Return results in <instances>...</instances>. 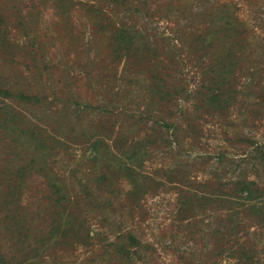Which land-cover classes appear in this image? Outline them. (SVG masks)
Segmentation results:
<instances>
[{
  "label": "rangeland",
  "instance_id": "obj_1",
  "mask_svg": "<svg viewBox=\"0 0 264 264\" xmlns=\"http://www.w3.org/2000/svg\"><path fill=\"white\" fill-rule=\"evenodd\" d=\"M0 256L264 264V0H0Z\"/></svg>",
  "mask_w": 264,
  "mask_h": 264
},
{
  "label": "trees",
  "instance_id": "obj_2",
  "mask_svg": "<svg viewBox=\"0 0 264 264\" xmlns=\"http://www.w3.org/2000/svg\"><path fill=\"white\" fill-rule=\"evenodd\" d=\"M207 73H209V72H206L205 74H207ZM218 73L220 74V76L217 77V78H216V76H212L211 82L209 80L205 81V83L202 86V89H206V91L209 90L211 94L208 95V96H209V98H211V101L215 102L216 105H221L222 103H221V99H220V94L222 92L226 91V88L228 89L229 85L232 84V81H231L232 76L227 74L228 73V66L224 67V68H221V71H219ZM216 87H219V90H215ZM19 96L25 97V98H28V99H32L33 98V96H30L28 94H23V93L19 94ZM208 96H206V98H208ZM165 126H166L167 129H170V127H171L170 124H165ZM259 148H261V147H259ZM239 185H242L238 189V191H239L241 196H243L246 193V196H245L246 198L253 197V194L255 193V190H253V188L251 187V183L250 182H248V183H245V182L238 183V186ZM222 196H224V195H222ZM250 209L258 211L257 210L258 208L256 206H251ZM130 239L133 242L132 244H136L137 243L136 237L130 236ZM120 244H123V242H121ZM122 250H125L124 253H128L127 254L128 257L132 258L131 256H132L133 252H130V248L129 247H127V246L125 248L122 247ZM122 250H120V251H122ZM0 264H5V262L3 261L1 256H0Z\"/></svg>",
  "mask_w": 264,
  "mask_h": 264
}]
</instances>
